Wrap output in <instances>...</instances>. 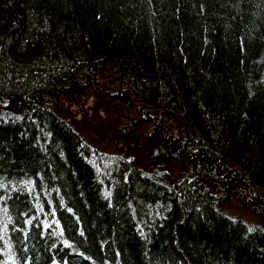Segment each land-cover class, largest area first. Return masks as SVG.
Wrapping results in <instances>:
<instances>
[{"label": "trees", "instance_id": "1", "mask_svg": "<svg viewBox=\"0 0 264 264\" xmlns=\"http://www.w3.org/2000/svg\"><path fill=\"white\" fill-rule=\"evenodd\" d=\"M0 264H264V0H0Z\"/></svg>", "mask_w": 264, "mask_h": 264}, {"label": "rangeland", "instance_id": "2", "mask_svg": "<svg viewBox=\"0 0 264 264\" xmlns=\"http://www.w3.org/2000/svg\"><path fill=\"white\" fill-rule=\"evenodd\" d=\"M95 108H97L99 105H93ZM92 112H90V114L88 113H82L81 117L78 118V122L80 123L81 126V130L83 132V135H86L87 137L91 138L90 140L95 142L97 140V142H101L102 140V135L100 130H102V127L98 126V123L95 121L96 118H94V120H92ZM106 136L110 137L111 139L114 138V136L107 132ZM96 137V138H93ZM106 137V138H107ZM88 139V138H87ZM95 140V141H94ZM142 168L145 170V167L142 165ZM168 171V169H166ZM227 211V215L235 218L237 216H240V218L244 221V222H251V223H255L258 222V220L254 217H252L250 214L246 213L245 211H243L242 209H239L236 205L234 204H230L227 206L226 208Z\"/></svg>", "mask_w": 264, "mask_h": 264}, {"label": "water", "instance_id": "3", "mask_svg": "<svg viewBox=\"0 0 264 264\" xmlns=\"http://www.w3.org/2000/svg\"><path fill=\"white\" fill-rule=\"evenodd\" d=\"M152 174L157 178L168 177L170 175L167 170H161L157 168L152 171Z\"/></svg>", "mask_w": 264, "mask_h": 264}, {"label": "flooded vegetation", "instance_id": "4", "mask_svg": "<svg viewBox=\"0 0 264 264\" xmlns=\"http://www.w3.org/2000/svg\"><path fill=\"white\" fill-rule=\"evenodd\" d=\"M136 140H137V138L134 139V141H136ZM145 168H147L148 171H149L150 173H152V170H153L155 167L150 169L149 166L145 165ZM158 168H159V167H158ZM165 169H166V168H165ZM185 170H186V167H185ZM168 178H170V176H168V177H163V179H168Z\"/></svg>", "mask_w": 264, "mask_h": 264}]
</instances>
